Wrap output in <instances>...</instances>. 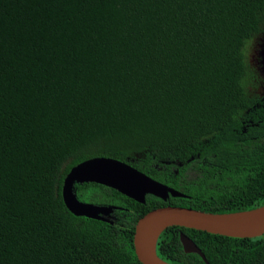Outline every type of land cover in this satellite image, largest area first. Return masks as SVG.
Instances as JSON below:
<instances>
[{
	"label": "trees",
	"instance_id": "1",
	"mask_svg": "<svg viewBox=\"0 0 264 264\" xmlns=\"http://www.w3.org/2000/svg\"><path fill=\"white\" fill-rule=\"evenodd\" d=\"M263 23L264 0H0V264H142L135 227L150 210L263 205L264 108L245 84ZM96 156L187 196L142 203L85 182L78 197L117 205L115 222L77 216L64 179ZM182 231L210 264H264V234L177 225L158 241L172 264H207Z\"/></svg>",
	"mask_w": 264,
	"mask_h": 264
},
{
	"label": "water",
	"instance_id": "2",
	"mask_svg": "<svg viewBox=\"0 0 264 264\" xmlns=\"http://www.w3.org/2000/svg\"><path fill=\"white\" fill-rule=\"evenodd\" d=\"M96 182L112 187L139 202L148 194L166 200L171 195L186 197L181 190L162 183L132 164L112 157L96 156L73 166L64 179L62 194L67 208L77 216L114 223L113 212L118 206L82 200L77 184ZM194 228L231 237H258L264 234V204L232 212H209L193 207L166 205L150 210L136 223L134 246L142 264H172L158 254L161 234L171 226ZM180 240L186 253L208 258L198 244L185 232Z\"/></svg>",
	"mask_w": 264,
	"mask_h": 264
},
{
	"label": "flooded vegetation",
	"instance_id": "3",
	"mask_svg": "<svg viewBox=\"0 0 264 264\" xmlns=\"http://www.w3.org/2000/svg\"><path fill=\"white\" fill-rule=\"evenodd\" d=\"M257 35H261V37H260V42L258 43V47L255 50V52H256L255 57L253 55H251L248 52V50L246 53L250 68L248 70V73H247V76L245 79V84H246V88H247L249 95L251 97L255 98V102L252 106V110L256 114L258 113V110H260L261 108H264V23H263V25H261V29ZM255 36H254V38H255ZM248 44H249V42H248ZM247 47H248V45H247ZM260 56H261V58H260ZM158 181H160V180H158ZM160 182H162V181H160ZM162 183H164V182H162ZM165 184H167V183H165ZM167 185H169V184H167ZM169 186L173 187L172 185H169ZM173 188H175V187H173ZM178 190H180V189H178ZM170 197H168L166 200H169ZM114 217H115V215H114Z\"/></svg>",
	"mask_w": 264,
	"mask_h": 264
},
{
	"label": "rangeland",
	"instance_id": "4",
	"mask_svg": "<svg viewBox=\"0 0 264 264\" xmlns=\"http://www.w3.org/2000/svg\"><path fill=\"white\" fill-rule=\"evenodd\" d=\"M260 37L261 35H256L255 38L253 37V39L251 41H249V44H248V47H247V50L248 52L253 55L255 57V50L257 49L258 47V43L260 42ZM261 58V56H260ZM197 168V167H196ZM190 173V174H189ZM194 176V178H198L199 177V173L197 172V170H189L188 171V179L190 181H192V177Z\"/></svg>",
	"mask_w": 264,
	"mask_h": 264
},
{
	"label": "clouds",
	"instance_id": "5",
	"mask_svg": "<svg viewBox=\"0 0 264 264\" xmlns=\"http://www.w3.org/2000/svg\"><path fill=\"white\" fill-rule=\"evenodd\" d=\"M114 205V204H113ZM117 209V208H116ZM114 213V212H113ZM114 221H115V217H114Z\"/></svg>",
	"mask_w": 264,
	"mask_h": 264
}]
</instances>
